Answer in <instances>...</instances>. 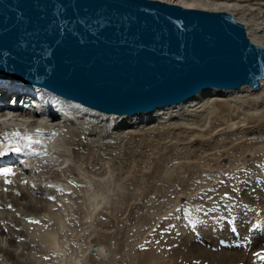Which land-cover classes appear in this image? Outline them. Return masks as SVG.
Returning a JSON list of instances; mask_svg holds the SVG:
<instances>
[{
	"label": "water",
	"instance_id": "water-1",
	"mask_svg": "<svg viewBox=\"0 0 264 264\" xmlns=\"http://www.w3.org/2000/svg\"><path fill=\"white\" fill-rule=\"evenodd\" d=\"M0 78L119 116L259 88L264 45L226 10L163 0H0Z\"/></svg>",
	"mask_w": 264,
	"mask_h": 264
},
{
	"label": "rangeland",
	"instance_id": "rangeland-1",
	"mask_svg": "<svg viewBox=\"0 0 264 264\" xmlns=\"http://www.w3.org/2000/svg\"><path fill=\"white\" fill-rule=\"evenodd\" d=\"M257 13L258 9L254 14L258 18L261 14L259 19L264 18L263 12ZM217 117H213L215 132H218L215 140L217 144L212 147L204 145L200 150L197 149L198 144L194 143L196 140L192 141L190 135L186 136L179 129L175 130L176 136H170L167 140L160 139L155 132L148 136L135 134L129 146L118 139L114 141L116 151L103 150L100 153L83 149L82 141L86 142L87 138L76 134L73 138L75 146L68 144L67 154L76 162L73 161V171L78 170L77 174L73 172L64 179L50 178L49 184L52 186L48 187L52 189L43 193L53 203L63 229H57L55 218L51 219L46 212L37 217L34 214L30 218L26 217L23 212L25 209L21 207L17 215L25 225L33 221L30 226L33 227L34 223L43 233L58 230L57 242L53 244L58 251L56 259L60 260L74 262L81 258L82 264H142L140 261L148 260L145 256L152 252L172 260L171 255L176 256L181 252L183 255L184 250L185 253L189 251L188 247L185 249L180 246L181 233L188 234L194 225H198L205 236L216 231L218 235L228 236L239 244L245 236L257 239L260 243L240 264H261L264 262L261 259L264 256V118H248L243 123L250 124L242 130L238 126L240 118L236 115L229 116V121ZM54 135L59 136L58 133ZM243 140L246 144L242 148L238 145ZM223 144L225 147L232 146L234 150L229 151L235 152L236 156L240 157L249 148L254 150V156L246 165L239 166L236 162L224 172L203 171V164L212 160L206 154L209 151L220 154ZM195 149L198 152L193 155ZM35 168L25 174L31 185H34V193V187L40 183V180L38 183L33 181L40 178L37 176L40 172ZM80 171L84 173L86 186L78 180L81 178V175L78 176ZM12 177L18 178L15 175ZM255 195L262 197L257 202L260 203L259 208L253 204L252 198L257 199ZM10 204L7 207L0 204V210L10 208L11 213L14 212L16 207ZM3 223V218H0V225ZM13 225L6 221L5 237L18 236L17 242L31 241L25 232L26 227ZM11 226L19 233L15 231L14 234L10 230ZM31 227L29 231L35 230ZM93 244L109 247L107 256L101 258L93 255ZM26 252L24 256L30 258V251ZM47 254L43 256L46 259L49 257ZM240 255L235 253L220 262L194 255L189 260L177 258V262L232 264ZM0 264L20 263L7 262V259L0 257Z\"/></svg>",
	"mask_w": 264,
	"mask_h": 264
},
{
	"label": "bare ground",
	"instance_id": "bare-ground-1",
	"mask_svg": "<svg viewBox=\"0 0 264 264\" xmlns=\"http://www.w3.org/2000/svg\"><path fill=\"white\" fill-rule=\"evenodd\" d=\"M163 1L180 4L189 8L229 11L234 14L236 19L246 24L249 37L252 41L264 45V18L259 19L261 18V12H263L262 16H264V10H262L264 0ZM257 9L259 10L257 14H260L259 18L254 14V11ZM9 91L11 92V96H5ZM15 95L18 96L19 105H21L17 110L6 106H2L0 109V113H2L0 114V153H2L0 154V204L6 206L8 203H12L13 207H16V210L12 213V210H9L10 208L0 210V218H3L5 222V224L0 225V257L7 259V262L12 261L13 263L20 264H82L83 260L81 258L74 262L69 259L67 261L56 259L57 256L55 254L58 251L53 243L57 242L58 230L43 233L34 223L32 224L34 225L33 227L30 226L33 221L25 225L21 221L22 218L18 216L19 214L17 215L21 207L25 209L23 212H25L26 217L30 218L34 214L35 216H40L46 212L45 214L50 215L51 219L55 218V227L59 230L63 229L62 223L53 209V203L50 202V199H47L49 196L45 197L43 193L52 189L48 187L51 181L50 178L64 179L65 176L68 177L73 172L77 174L78 170L76 172L73 171L74 160L70 159L67 154V145L75 144L73 138L76 134L87 138L86 142L82 141L83 149L100 153L103 150H115L116 144L114 141L118 139H121V143L127 144L125 146H129L128 144L135 134L148 136L151 132H155V134L159 135L160 139L167 140L170 136H176L175 130L179 129L186 136L190 135L192 141L196 140L194 143L198 144L197 149L200 150L204 145L212 147V145L217 144L215 140L218 132H215L213 117L218 116L221 120L229 121L231 118L229 116L236 115L240 118L238 126L242 130L249 126L250 123H243L248 118H264V79H262V84L259 88H253L248 85L237 89L208 88L183 103L161 107L153 112L140 113L133 116L108 114L76 101L64 99L45 88L25 84L14 79H0V101L9 104ZM54 133H58L59 136L55 137ZM42 140L49 141V143L44 142L42 147L39 145V142ZM28 141H33L35 146L32 148ZM244 144H246L245 140L240 141L238 146H242L243 148ZM231 147H225L223 144L222 149L219 150L220 154L217 155L216 151H209L206 155H209L208 158L212 160L203 164V171L224 172L230 170L236 162L239 166L246 165L254 156V150H250V148L243 151L240 157L236 156L235 152L229 151V149H233ZM16 148H19V151H14ZM123 148H121V151ZM193 152V155H195L198 151L195 149ZM24 163L33 164L36 167L35 169L40 172L39 175L37 173V176H40V178H31L35 183H38L37 181L40 180L39 185H37L38 187H34L36 188V193L33 192L34 185H31V181L25 175L27 174L26 171L30 172V169L27 170ZM5 169L10 170L9 174H4ZM29 172L28 174H30ZM13 175L18 178H13ZM79 175H81V178H78L79 182L85 185L84 173L80 171L78 172ZM75 178L77 179V177ZM261 198L259 195L257 199L255 197L254 199L252 198L253 204L257 205L256 207L260 205L257 202H260ZM5 210L8 212H5ZM21 214L23 215L22 212ZM6 221L9 224L12 223V225L14 223L15 226H23L24 224L23 227H26L24 228L25 232L30 236L31 241L21 242L19 240L20 242H17L18 236L5 237L4 229ZM30 227L35 230L29 231ZM14 228L11 226L10 230L14 234L15 231L19 233ZM191 231V233L189 232L185 235L181 233L179 239L181 247L185 249L189 248L187 253L184 250L183 255V252L176 254V256L171 255L172 260H168L165 259L164 255H157L152 252L151 254H145V258H148V260L144 259L145 261L140 262L142 264H179L177 258L183 257L189 260L194 255L197 258L198 256H202L209 259V261L220 262L227 256L239 253L242 256L240 255L232 264H240L245 260L248 253H253L254 246L260 243L257 239H250L245 236L244 239L239 241L241 242L239 244L238 242L231 241L232 239L230 240L228 236L218 235L219 232L216 231L215 233L208 231L209 235L205 236L198 225H194ZM32 242L34 244H31ZM26 249L31 253L30 258L24 256L27 251ZM91 250L93 255L105 258L107 256L106 252H109L110 248L103 247L100 244H93ZM46 253H48L47 255L50 259L43 257ZM261 264H264V262Z\"/></svg>",
	"mask_w": 264,
	"mask_h": 264
},
{
	"label": "snow or ice",
	"instance_id": "snow-or-ice-1",
	"mask_svg": "<svg viewBox=\"0 0 264 264\" xmlns=\"http://www.w3.org/2000/svg\"><path fill=\"white\" fill-rule=\"evenodd\" d=\"M14 151H19V148L14 149ZM0 154H2V153H0ZM9 172H10V170H8V169L4 170V174H9ZM257 255H260V254L257 253ZM261 259H264V256H261Z\"/></svg>",
	"mask_w": 264,
	"mask_h": 264
}]
</instances>
